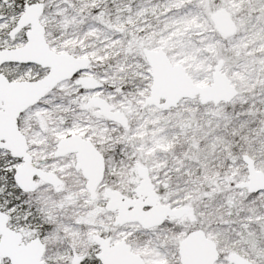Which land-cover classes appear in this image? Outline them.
<instances>
[{"label":"snow or ice","instance_id":"1","mask_svg":"<svg viewBox=\"0 0 264 264\" xmlns=\"http://www.w3.org/2000/svg\"><path fill=\"white\" fill-rule=\"evenodd\" d=\"M0 264H264V0H0Z\"/></svg>","mask_w":264,"mask_h":264}]
</instances>
